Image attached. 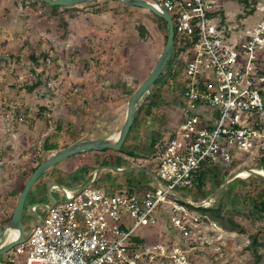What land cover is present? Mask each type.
Segmentation results:
<instances>
[{"label":"rangeland","instance_id":"obj_1","mask_svg":"<svg viewBox=\"0 0 264 264\" xmlns=\"http://www.w3.org/2000/svg\"><path fill=\"white\" fill-rule=\"evenodd\" d=\"M222 3L225 22L232 29L238 31L245 26L250 29L259 20L258 12L242 16L254 0H222ZM156 16L149 9L117 0H91L57 8L42 0H0V161L7 159L5 162H14L15 165L11 169L12 175L8 177L11 181L0 180V232L10 220L7 221L30 168L41 157L46 159L57 151H45L42 144L47 134L55 130V120L59 114L66 118L69 116L66 100L72 103V100L74 102L85 96L96 100L122 97L126 104L130 96L114 92L111 88L118 73L128 71L126 78L136 90L151 72L166 43L164 24L160 25ZM140 26H144L145 35L141 33ZM49 57L52 61L43 63ZM183 63V59L172 55L148 95L162 92L166 101L149 116L143 111L139 114L134 125L135 137H145L149 141L153 137L159 139L174 124L177 108L172 98L177 95V76L181 72L178 70L183 71ZM83 84L85 88L78 90ZM31 86L34 89L29 91ZM98 105L99 102L94 103V107ZM119 122L116 119L108 121L110 137L115 138L121 129ZM80 131H85V128ZM70 132L64 130L60 137L53 140L60 149L74 143H65V137ZM144 142L137 150L138 158L144 162L134 163L151 169L150 160L155 154L150 153V144ZM85 152H90L88 158L91 160L96 154L99 157L107 153L122 154L112 149ZM12 155L14 158L8 160ZM249 161L224 163L219 160L208 168L206 164L204 169L212 172L206 175L205 194L201 197H197V187L177 188L175 191L187 199L200 202L215 192L234 171L250 168L264 170L263 160ZM19 162L23 163L21 167L16 165ZM132 163L114 162L111 166ZM69 169H72L71 166ZM119 178L131 181V188L137 191L155 185L151 173L142 170L120 173L103 169L100 178L91 187L116 189ZM258 178L249 175L237 177L228 183L214 201L217 206H222L224 217L217 219V228L204 221L192 228L185 238L181 237L188 244L186 264H264V247L259 245V242H264V218L251 215L249 209L252 197L264 192V181ZM58 185L72 188L69 181L58 182ZM49 186L50 183L40 191V202L64 198L59 188L50 189ZM31 195H28L26 206L30 203ZM36 211L43 216L47 213L42 207H37ZM229 218L239 225H231ZM23 220L27 230L36 221L27 211ZM173 232L168 221L159 218L155 226L143 227L139 233L148 243L170 244L175 239ZM7 237L6 233L4 240ZM191 237L196 240L189 243ZM254 237H257V244L252 242ZM14 253L15 246L0 257L7 259ZM153 264L176 263L169 258L159 257Z\"/></svg>","mask_w":264,"mask_h":264},{"label":"built area","instance_id":"obj_2","mask_svg":"<svg viewBox=\"0 0 264 264\" xmlns=\"http://www.w3.org/2000/svg\"><path fill=\"white\" fill-rule=\"evenodd\" d=\"M150 1L169 12L175 33L185 40L177 117L155 155V185L144 191L89 185L65 193L0 264H153L159 257L186 264L189 250L182 239L201 222L218 224L175 198L183 197L175 190L196 187L206 164L264 161V0H255L259 20L253 28L238 31L226 17L223 22L222 0ZM159 218L178 240L148 243L139 233Z\"/></svg>","mask_w":264,"mask_h":264},{"label":"water","instance_id":"obj_3","mask_svg":"<svg viewBox=\"0 0 264 264\" xmlns=\"http://www.w3.org/2000/svg\"><path fill=\"white\" fill-rule=\"evenodd\" d=\"M46 3L56 6H74L77 4L85 3L91 0H43ZM120 2H124L125 4L139 6L142 8L149 9L155 15L163 18L168 25V37L165 43V46L158 58L156 64L152 68L151 72L147 75V77L143 80V82L139 85V87L134 91V93L130 96L127 105V113L125 121L118 132L117 137L112 140V138H92V139H85L76 141L65 148L59 149L56 152L52 153L46 159H44L40 164L35 168V170L30 174L27 178L22 191L20 192L18 199L16 201V205L14 207L12 216L4 227V229L0 232V256L11 250L17 244L24 242L30 236L32 230L39 225L42 220V215L38 213L35 209L37 207H42L44 210H49L51 205H46L40 201H32L27 206V198L30 194L33 186L37 182V180L51 167L56 165L58 162L69 158L75 154L89 151V150H105V149H112L115 151H119L123 144L125 143L129 132L133 126L135 118L141 109L145 98L151 93V88L154 83L158 80L161 76L163 71L165 70L166 66L168 65L175 48V28L174 23L171 18L169 12L159 4V8L150 0H117ZM159 3L158 0H154ZM103 169H110L115 172L126 173L130 171H138V170H145L150 171L148 168H144L141 166H132L126 168H119L116 166L111 165H100L95 173V176L92 180L83 184L78 191L83 190L85 187L94 184L97 179L99 178ZM249 171V175H254L259 178L264 179V174L256 171L255 169H247ZM238 171H234L229 175L227 180L213 193L207 195L203 200L200 202H191L190 200L173 195L178 200H181L187 204H193L197 207L205 206L216 201L222 192L227 187L228 183L233 179L239 177ZM57 184V183H56ZM27 211L30 216H32L36 221L33 223L30 228L27 230L24 224L23 215L24 212ZM16 230L17 235L14 238H10V231L9 230ZM9 231V232H8ZM8 234V237L4 240V235Z\"/></svg>","mask_w":264,"mask_h":264},{"label":"crops","instance_id":"obj_4","mask_svg":"<svg viewBox=\"0 0 264 264\" xmlns=\"http://www.w3.org/2000/svg\"><path fill=\"white\" fill-rule=\"evenodd\" d=\"M127 73L128 71H125V70H123L122 72H119L118 77L116 78V81H119L122 79L123 82H126L128 85H131V83L126 78ZM84 98L89 99L88 107H85V106L83 107L82 105H79L78 99L74 100V102L72 100V103L69 102L67 105H68V111L71 114L69 113V116L67 118L59 114V116L55 120V130L52 132H49L46 138L51 137L53 135L52 137L53 138L55 137V140H56V137H60L58 132L56 131V121L57 120H63L65 123V127H68V131H71L70 134L67 136V138L65 137V140H66L65 143L67 144H69L70 142H76L79 140L92 139V138H112V140L116 138V137L115 138L110 137L108 135L109 133L108 121L116 119L120 121L119 123L121 125H123L125 118H126L128 102L126 101V104H124V98L122 97L121 98H117V97L116 98H113V97L97 98L98 100L91 99V96H85ZM96 102H99V105L97 107H94V103ZM72 126L73 128L74 127L75 128L70 129V127ZM76 127H78V129ZM84 128H85V131L81 132L80 130L81 129L83 130ZM77 130H79L80 133H77L76 132ZM133 132H134V128L131 131V133L129 132V135L125 143L122 146L124 149L131 150V149L136 148V151H137L139 147L142 145L141 144L142 141H145L144 144L146 143L150 144L149 142H151V140L150 141L146 140V138L142 136H141L142 138H140L139 136L135 137ZM113 134L114 132H112V136H114ZM119 155H121L122 158L117 159L116 162H133L132 164H129V165L116 166L119 168L139 166V164L137 163L135 164L134 162H144L142 161V158L140 159L136 156L127 155L124 153L119 154ZM89 156H90V152H81V153L75 154L69 158L62 160L58 162L56 165H54L53 167H51L37 180V182L33 186L30 192L32 193L31 195L32 198L30 202L40 201V199L42 198V193L40 191L46 188V186L49 183H50V186H49L50 189L59 188L62 191L63 196H64L65 193H72L78 190L86 182L92 180L95 176L97 166L94 163H89V162H94L93 160L88 158ZM13 158H14L13 155L9 156L8 160H12ZM6 160L7 159H4L2 162L0 161V180L11 181L10 178L8 177L12 175L13 170L11 169L15 165H14V162H5ZM145 162H148V161H145ZM150 162H151V169L148 168L150 171H145V170H142V171L151 173V176L156 183L155 174H154L155 155H152ZM70 163H74V164L69 165ZM16 165L21 167L22 162H19V164H16ZM69 166H71L72 169H69ZM85 166H90V168L85 169L84 168ZM141 167L147 168V166H141ZM61 181H69L70 185H72V188H68L65 186H59L58 182H61ZM122 184H124L126 187L130 186L129 188L133 186L131 185V181H129L128 179L125 180L124 178L122 179L119 178L116 188L118 186L124 187L122 186ZM54 200L56 199H52V201L48 203L47 202L46 203L42 202V203L46 205H51L54 202ZM35 210H37V208Z\"/></svg>","mask_w":264,"mask_h":264},{"label":"trees","instance_id":"obj_5","mask_svg":"<svg viewBox=\"0 0 264 264\" xmlns=\"http://www.w3.org/2000/svg\"><path fill=\"white\" fill-rule=\"evenodd\" d=\"M43 1V0H42ZM45 2V1H43ZM46 3V2H45ZM53 6V5H52ZM59 5H56L54 6V8H57ZM101 11V10H99ZM255 12V0H254V3L252 4V6L250 8H246L245 12L242 14L243 17H247L251 14H253ZM221 14L223 16V22H224V19H225V16H224V12L221 11ZM240 16V17H242ZM157 19H158V23L160 25H163L164 24V28H165V40H167V37H168V25H167V22L159 17V16H156ZM158 24V25H159ZM140 29H141V33L143 35H145V30H144V26H140ZM185 40H180L178 35L175 33V48H174V52L173 54H175V56H177V58H181V51H180V43H183ZM50 58V61L48 60V58L46 60H43V63L44 62H51L52 61V58ZM34 59L37 60V58L35 57ZM181 71V72H179ZM178 72L180 74H178L177 77H179L182 73V70H178ZM177 74V72L175 73ZM93 84V82L91 83ZM94 85V84H93ZM178 86H179V83H178ZM88 87V86H87ZM111 87V86H110ZM85 88V85H80L78 90L79 89H84ZM114 92H123V93H126L128 94V96H131L135 89L131 87V85H128L126 82H123L122 79L119 80V81H115V83L112 85L111 87ZM34 89V86H31L28 88L29 91H32ZM178 89V88H177ZM108 98V97H107ZM73 99V98H72ZM78 99V104L79 105H82L83 107H88L89 105V99L88 98H77ZM166 98L164 97L163 93L161 92H154L152 95L148 96L146 102L144 103V105L141 107L139 113L137 114L136 116V119L134 121V124L130 130V133L131 131L133 130L134 128V125H135V122L137 121V118L139 116V114L143 111V113H145L147 116L153 114L155 112L156 109H159L161 108L162 104ZM66 100V99H64ZM71 100L67 101V104L70 102ZM172 101L175 102L176 104L178 103V99L174 96V98H172ZM45 109V108H44ZM46 111V110H45ZM53 115L49 116V117H52ZM21 119V118H20ZM46 119V118H45ZM52 119V118H51ZM64 130H68V127H65V123L63 120H57L56 121V131L58 132V134H62ZM169 132L170 130H168V133L165 135L164 133L160 136L159 139H157L156 137H153L152 141L150 142V153L152 151V154H155L157 153V151L159 149H161L167 142V139H168V135H169ZM57 134V136H58ZM53 136V135H52ZM47 137L43 144H42V149L45 150V151H55L57 149H60L61 147H58V145L53 141L55 139V137ZM56 136V134H55ZM166 136V137H165ZM151 148L153 150H151ZM105 150H110V149H105ZM119 153H124V154H127V155H131V156H136L138 157L139 154L137 153L136 151V148L134 149H131V150H126L124 149L123 147L118 151ZM119 158H122L121 155L119 154H113V153H107L105 154L104 156L102 157H99L98 154H96V157L93 159L94 160V164L97 166V168L100 166V165H113L114 162H116L117 159ZM44 160V158H40L38 160V162L36 164H34V166H32L30 168V171L27 173V176H26V179L25 181L27 180V178L30 176V174L35 170V168L40 164V162H42ZM23 165V163H22ZM85 169H89L90 166H85L84 167ZM83 169V168H82ZM212 171L210 170H207V169H203L200 173V175L198 176L197 180H196V187H197V197H201L202 195H204L205 193V185H206V180H207V176L209 173H211ZM258 178V177H257ZM259 180H262L264 181V179L262 178H258ZM24 186V183L22 185V188ZM201 199H199L200 201ZM196 202V201H195ZM198 202V201H197ZM251 206L249 207L250 209V214L251 215H257L259 218H264V192H260L258 193V195H254L251 199ZM188 207L194 211V212H197V213H200V214H209L214 221H217V219H224L223 215H222V206L219 205L217 206L216 205V202H212L210 204H207L205 206H201V207H197L193 204H188ZM12 214L9 216V218L7 219V221L11 218ZM219 222V221H217ZM229 222L231 225L233 226H238L239 223L234 221L232 218H229ZM136 242L138 244H144L145 243V239L144 238H141V237H137L135 238ZM254 244H257L258 243V240H257V237H254L253 238V241H252ZM260 246H263L264 247V242L261 241L259 242Z\"/></svg>","mask_w":264,"mask_h":264},{"label":"bare ground","instance_id":"obj_6","mask_svg":"<svg viewBox=\"0 0 264 264\" xmlns=\"http://www.w3.org/2000/svg\"><path fill=\"white\" fill-rule=\"evenodd\" d=\"M255 170L258 171V172H260V173H262V174H264V170L263 169H260L259 168V169H255ZM249 174L250 173H249V171L247 169H243V170H241V171L238 172V176L239 177H247V176H249ZM9 231H10V238L16 237V235H17V231L16 230L12 229V230H9Z\"/></svg>","mask_w":264,"mask_h":264}]
</instances>
